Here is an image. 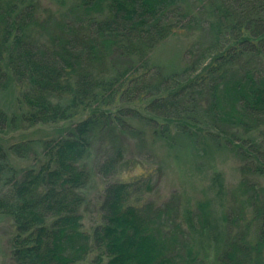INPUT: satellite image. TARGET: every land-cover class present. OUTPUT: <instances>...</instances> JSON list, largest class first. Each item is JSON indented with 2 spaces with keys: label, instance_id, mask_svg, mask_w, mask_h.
I'll list each match as a JSON object with an SVG mask.
<instances>
[{
  "label": "trees",
  "instance_id": "1",
  "mask_svg": "<svg viewBox=\"0 0 264 264\" xmlns=\"http://www.w3.org/2000/svg\"><path fill=\"white\" fill-rule=\"evenodd\" d=\"M37 5L0 0V88L14 82L26 107L20 119L0 108V135L84 115L57 137L0 142L14 264H85L93 248L91 264H204L209 247L219 264H264V138L255 134L264 131V0H73L47 17ZM174 35L195 39L186 65L168 73L152 55ZM138 123L242 161L219 218L208 202L183 212L178 196L135 202L153 189L139 173L105 185L101 223L84 230L86 161L96 149L103 177L122 172L127 142L144 134ZM38 146L37 167L13 165L10 155L35 159Z\"/></svg>",
  "mask_w": 264,
  "mask_h": 264
},
{
  "label": "rangeland",
  "instance_id": "2",
  "mask_svg": "<svg viewBox=\"0 0 264 264\" xmlns=\"http://www.w3.org/2000/svg\"><path fill=\"white\" fill-rule=\"evenodd\" d=\"M38 13L41 17H47L49 13L59 12L66 9L73 0H35ZM195 37L185 35H174L162 42L152 55L153 61L159 64L165 72L182 69L186 65L187 49L194 42ZM119 57L123 54L118 51ZM264 59V57H262ZM20 90L14 82L5 88H0V108L7 111L8 115H20L25 112V106L20 103L18 96ZM142 108L143 105L136 104ZM25 107V108H24ZM143 109V108H142ZM84 114L71 121L62 122L57 125L28 126L20 124L17 129L0 137V142L8 147L16 139L38 140L45 136L63 135L66 129L78 122ZM143 128L142 137H131L125 148L127 158L122 164V172L111 176L103 177L98 172V164L101 155L92 150L86 161L90 180L83 189L85 203L81 207L84 230L92 233L93 229L101 223L100 198L107 183L115 181L130 180V177H137L139 173H146L152 183L153 189L145 192L138 203H154L156 206L166 204L175 196L180 198L182 211L192 208L197 211L200 203L208 202L213 212V217L219 218L230 201V191L239 184L242 178L240 170L242 161L229 150H215L214 146L203 148L195 146L183 137H175V142L169 143L154 135L148 127L137 124ZM254 134V133H251ZM256 137L264 138V131H255ZM174 135V133H173ZM143 139V140H142ZM131 142V143H130ZM99 142H97L98 144ZM96 144V145H97ZM37 158L30 156L27 159H18L10 155L13 165L17 169L37 167V159H42V148H37ZM264 184V177L261 178ZM8 187V186H7ZM4 187L2 192L7 191ZM137 198V197H136ZM0 264H14L13 259V237L15 227L10 216L0 215ZM250 217V215H249ZM100 254V250L92 249L85 264H91ZM204 264H219L216 260L214 248H208L201 253Z\"/></svg>",
  "mask_w": 264,
  "mask_h": 264
}]
</instances>
